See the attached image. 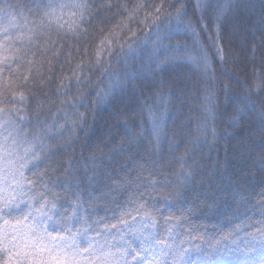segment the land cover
<instances>
[{"label": "snow or ice", "instance_id": "6c2138e0", "mask_svg": "<svg viewBox=\"0 0 264 264\" xmlns=\"http://www.w3.org/2000/svg\"><path fill=\"white\" fill-rule=\"evenodd\" d=\"M33 2L34 7L28 9V15L32 19L29 21L28 17H25V27L16 35H13L16 17L4 12L5 8L14 6L4 4L0 7V19L4 15L9 17V27L0 28V104L11 100L26 105L28 97L24 92L14 91L13 85L20 88L27 87L34 75L40 80L41 88H47L52 83V78L56 76V66L50 64L47 69L48 79L44 82L43 65L37 66V56L50 54L55 61H59V58L64 56L69 70H72L71 76L59 78L56 95H66V90H70L73 80L78 92L81 86L92 84V75L82 76L84 68H88L90 73H99L97 79L106 75L113 76V84L109 91H97V97L102 103L108 102L113 87H123L124 81L139 78L135 73L126 71L122 81L120 74L113 72L114 58L117 64L123 62L125 69L129 58H140L144 61L142 69L152 72L163 70L168 65H188L198 76H210L215 80L216 70L212 66L214 59L224 65L229 58L239 56L229 48L232 41L224 33L231 0L215 5L211 4L210 0H195L193 5L195 18L190 17L188 12L187 5L191 0L140 2L131 8L127 4H105L104 8L115 7L119 12H127L126 22L122 20L108 32L103 28L100 29L93 54L94 60H81L75 65V69L80 70L77 72L73 69L72 51L65 55V45L63 43L58 45V40L65 41L72 38L79 43L82 38L90 35L88 29L82 28L81 25L91 23V6L87 0H71V2L33 0ZM65 9L72 11L65 16ZM141 13H143L142 17ZM20 15H23L22 8ZM53 32L57 39H53L51 35ZM205 33L209 41L207 45L203 41ZM176 34L186 35L190 41L165 43ZM262 49H264V38L259 41L253 38L251 56L246 57L253 61L252 84L258 97L264 92V72L257 70L255 62L257 53L261 52L259 65L264 69ZM74 50L80 54L78 47ZM162 53L163 57H161ZM89 54V48L85 46L82 55L87 57ZM25 69L27 72L24 71ZM60 71H64L63 65ZM221 71L232 78V73L227 69L221 68ZM224 90L226 93L229 91L227 85ZM245 91L249 95L253 94L252 87L245 86ZM29 95L35 94L30 92ZM88 95L90 92L81 93L75 100L61 102L62 109L70 107L74 110L71 114L66 111L63 113V124L57 125L59 116H54L51 122L43 121L40 118L41 113L38 112L34 117L36 121L34 131H21L23 124L31 122V118L26 114V108L0 107V222H2L0 223V264H193L189 249L182 247L183 241L180 244L166 243L158 238L159 232L156 228L159 220L163 219L166 225L178 226L179 223L185 222L187 217L182 215L177 221L165 219L162 216L163 210L155 207V203L150 205L145 199L146 195L151 196L160 183L151 178L152 172L146 167L147 163H151V159L146 164L138 165L139 172L134 181L121 179L108 185L107 190H101L99 196H93L95 189L92 185L96 181L100 166L96 165V156L89 157V163H85L82 167V171L87 174L90 170L89 165H95L91 168V175L87 176L89 199L87 201L84 199L82 190L72 191L71 196L75 199L68 201L71 211L66 209L61 212L57 208L62 196L54 189L61 187L66 191L81 189V180L76 175L81 171L77 167L80 161L75 155L56 160L55 166L52 162L62 154V151L69 148L74 150L75 145L80 141L79 134L74 132L65 138L64 133L70 128L85 130L84 125L88 116L76 110L81 106L85 109L89 107L86 103ZM143 108H146L152 123V140L148 144L151 158L161 150V127L157 121L163 120V115L157 116L152 105L142 104ZM237 111L243 114V109ZM205 112L207 113L205 119L199 121L197 125V130L202 132L203 139L198 137L195 143L214 148L221 135L215 127L217 114L211 108H205ZM21 113L25 114L21 115ZM16 120H19V124ZM209 122L213 125L211 128L208 127ZM237 122L236 117L228 121L231 125ZM125 128L129 135H132L131 129L127 128L126 124ZM5 130H8L7 135L4 134ZM224 134L227 135L226 130ZM209 136L212 137L211 141L208 139ZM171 143L174 142L170 141ZM153 144H155L154 149ZM188 159L187 152L185 155L175 157L180 164V179L167 196L179 198L185 184L193 177L195 162L185 168ZM41 165H44L43 169ZM259 166L264 170V155L261 156ZM61 169L66 174L63 177L56 175ZM146 171H148L147 176L144 175ZM27 173H31V176ZM164 183H168L167 178ZM124 193L127 194L123 201L119 200V195ZM258 195L264 197V190ZM98 201H106L103 207L105 211H113L114 217L118 211L119 215L115 217L116 223L107 224V216H98L90 222V212H94L100 206ZM254 207L258 208L262 217L258 221L261 227L253 234L254 237H259L261 244L259 259L223 260L220 256H216V246L213 245V251L206 253L199 264H264V199L258 201ZM75 224H79L80 227L73 231ZM174 230V227L168 228V240H172ZM82 238L88 245L86 248L81 247ZM213 256H216L215 260Z\"/></svg>", "mask_w": 264, "mask_h": 264}, {"label": "trees", "instance_id": "16d2710c", "mask_svg": "<svg viewBox=\"0 0 264 264\" xmlns=\"http://www.w3.org/2000/svg\"><path fill=\"white\" fill-rule=\"evenodd\" d=\"M65 2H71V0H65ZM140 2L159 3L160 0H87L92 11L91 23L81 27L87 28L90 35L82 38L79 43L72 38L65 41L58 40V45L59 43L65 45V55L72 51L73 69L81 60H94L95 44L98 42L101 28L108 32L122 20L126 22L127 12H119L115 7L107 9L103 5L127 4L131 8ZM224 2L225 0H210L213 5ZM194 3L195 0H191L187 5L189 16L193 18H195ZM4 4L14 6L5 8L4 12L16 17V28L13 31V35H16L25 27V17H28L29 21L32 19L28 15V9L34 7V2L33 0H2L0 7ZM21 8L23 15H20ZM142 16L143 13H141ZM7 27H9V17L4 15L0 19V28ZM224 33L232 41L229 48L239 56L229 58L224 65L214 59L212 66L216 70L215 80L210 76H198L188 65H168L163 70L152 72L142 69L144 61L140 58H129L127 69L123 62L115 63L114 58L113 72L119 73L122 81L126 71L135 73L139 78L124 81L123 87H113L107 103L99 101L97 91H109L113 84V76L106 75L97 79L99 73L93 74L88 68H84L82 76L92 75V84L81 86L78 92L73 80L70 90H66V95H56L59 78L71 76L72 70H69L64 56H61L59 61L52 60L50 54L36 57L37 66L43 65L44 82H47V69L50 64L56 66V76L52 78V83L47 88H41L40 80L34 75L27 87L20 88L13 85L14 91L24 92L28 97L26 105L14 103L11 100L0 104V107L5 108H26V114L31 118V122L23 124L21 131L35 130L34 117L38 112L41 113L40 118L43 121L51 122L54 116H59L56 123L63 124V113L66 111L71 114L74 110L70 107L62 109L61 102L75 100L81 93L90 92V95L86 97L89 107L85 109L81 106L76 110L88 116L84 125L85 130L70 128L64 133V137L67 138L75 132L79 134L80 141L75 145L74 150L69 148L62 151V154L52 162L55 166L56 160L67 159L72 155L80 161L77 167L81 171L76 175L81 180V189L67 191L63 187L54 189L62 196L61 203L57 205L59 211L63 212L66 209L71 211L68 201L75 199L71 196L72 191L82 190L84 199L86 201L89 199L87 176L91 175V168L95 165H89L90 170L87 174L82 171L83 165L89 163V157L96 156V165L100 166L96 181L92 185L95 189L93 196H99L101 190H107L108 185L121 179L134 181L139 172L138 165L146 164L151 159V163H147L146 167L152 172L151 178L160 183L151 196L146 195L145 199L150 205L155 203V207L161 208L165 219L177 221L182 215L187 217L186 221L179 223L178 226L166 225L163 219L159 220L156 228L159 232L158 238L166 243L180 244L183 241L182 247L189 249L193 264H199L206 253L212 252L213 245L216 246V256H220L223 260L259 259L261 244L259 237H254L253 234L257 228L261 227L258 221L262 219L258 208L254 205L264 199L258 195L264 190V170H261L259 166L261 156L264 155V131H262L264 130V92H261L259 97L255 94L252 84L253 61L246 57L251 56L253 38L257 41L264 38V0H231ZM51 35L53 39H57L55 32ZM189 41L188 36L176 34L165 43ZM203 41L206 45L209 43L206 33ZM85 46H88L90 53L87 57L82 55ZM77 47L80 49V54L74 50ZM209 51L211 55L212 50ZM260 54L261 52L257 53L255 67L264 72L259 65ZM61 65L64 67L63 72L60 71ZM221 68L231 72L232 78L224 74ZM24 71L27 72V69ZM5 76L7 77V74ZM65 83L68 82L65 81ZM225 85L229 89L227 93L224 90ZM245 86L253 88L252 95L245 91ZM30 92L35 95H29ZM142 104L152 105L157 116L163 115V120L157 121L161 127V150L158 154H153L151 158L148 144L152 140V123L146 108L142 109ZM40 105L42 107H38ZM205 108H211L217 114L215 127L221 135L214 148L195 143L198 137L203 139V134L197 130V125L207 115ZM237 109H243V114H239ZM24 114L21 113V115ZM233 117H236L238 121L235 125L228 123ZM16 123L19 124V120H16ZM125 124L131 129L132 135L126 131ZM212 126L209 122L208 127ZM225 130L227 135L224 134ZM7 131L5 130V135ZM208 139L211 141L212 137L209 136ZM170 141L174 143L170 144ZM152 147L154 149L155 144ZM186 152L189 159L185 168L195 162L193 177L185 184L179 198L169 197L167 193L174 190V186L180 179V164L175 157L185 155ZM43 168L44 165H41V169ZM148 171L144 173L145 176L148 175ZM27 175L31 176V173ZM56 175L63 177L66 174L61 169ZM166 178L167 184L164 183ZM126 194L119 195L118 199L123 201ZM97 203L100 206L94 212H90V222L98 216H107V224L116 223L115 217H118V211L114 217L113 211H105L103 205L106 201ZM77 227L80 225L75 224L73 231ZM170 227L175 228L172 240L167 239V230ZM87 246L82 238L81 247ZM216 256L212 257L213 260Z\"/></svg>", "mask_w": 264, "mask_h": 264}, {"label": "rangeland", "instance_id": "374dc122", "mask_svg": "<svg viewBox=\"0 0 264 264\" xmlns=\"http://www.w3.org/2000/svg\"><path fill=\"white\" fill-rule=\"evenodd\" d=\"M71 11H72L71 9H67L66 11H64V14H68Z\"/></svg>", "mask_w": 264, "mask_h": 264}]
</instances>
